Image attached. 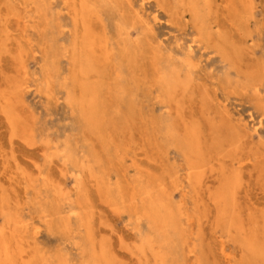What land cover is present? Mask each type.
Segmentation results:
<instances>
[{"label":"rangeland","instance_id":"obj_1","mask_svg":"<svg viewBox=\"0 0 264 264\" xmlns=\"http://www.w3.org/2000/svg\"><path fill=\"white\" fill-rule=\"evenodd\" d=\"M170 70L181 83L168 92ZM86 86L97 89L90 131ZM147 191L185 242L160 264H264V0H0L8 264H159L138 219Z\"/></svg>","mask_w":264,"mask_h":264},{"label":"bare ground","instance_id":"obj_2","mask_svg":"<svg viewBox=\"0 0 264 264\" xmlns=\"http://www.w3.org/2000/svg\"><path fill=\"white\" fill-rule=\"evenodd\" d=\"M146 1V0H145ZM180 1V0H179ZM182 1V0H181ZM203 1H205V0H203ZM190 2H191V0H190ZM173 3V2H172ZM183 3V2H182ZM181 3V4H182ZM198 3V2H197ZM45 4V3H44ZM175 4V3H174ZM177 4H178V1H177ZM180 4V3H179ZM180 4V5H181ZM186 4V3H185ZM179 5V6H180ZM183 5V4H182ZM203 5H205V6H207L206 5V3H203ZM184 6V5H183ZM189 6H191L192 7V9H194L193 11L195 12V15H196V18L197 19H195L196 21L197 20H199L200 22V24L202 23V16H203V14L200 12V9H198L197 8V6L195 5V3H190V5ZM174 7V6H173ZM187 8V7H186ZM178 9V8H177ZM180 9H182V8H180ZM179 9V10H180ZM203 9H204V7H203ZM188 10V9H187ZM210 10V9H209ZM189 11V10H188ZM192 11V12H193ZM174 12H177V11H174ZM206 12V11H205ZM176 14H178V12L176 13ZM189 14L190 15H192L193 13H190L189 12ZM202 14V15H201ZM208 15V14H207ZM193 16V15H192ZM206 16V15H205ZM192 19V18H191ZM198 23V22H197ZM198 23V24H199ZM203 27H204V25H203ZM199 28V27H198ZM208 29V28H207ZM201 30H202V28H201ZM209 30V29H208ZM203 31V30H202ZM207 31V30H206ZM204 32V31H203ZM207 33V32H206ZM206 36H207V34H206ZM53 42V41H52ZM54 44V43H53ZM55 47H56V45H55ZM54 47V48H55ZM83 47V46H82ZM82 49V48H81ZM85 51V50H84ZM86 51H87V49H86ZM81 53V52H80ZM90 53H88V55H89ZM87 56V55H86ZM84 58H86V57H84ZM55 59V58H54ZM189 59V58H188ZM85 60V59H84ZM76 62V61H75ZM77 63V62H76ZM78 64V63H77ZM91 64H94V63H92V61H91ZM236 65V64H235ZM82 66V65H81ZM189 66H191L190 65V63H189ZM83 68L81 69V71H82V74L81 75H83L84 76V78H83V82L85 81L86 83H88L90 86H93V85H91L89 82H88V80L87 79H85L87 76V73L88 72H85V71H87L88 69H89V67H88V61H87V59H86V61H85V64H84V66H82ZM180 67H178V69H179ZM53 71H57V68H55ZM58 72V71H57ZM56 72V73H57ZM163 72V71H162ZM170 72L171 73H169V74H167V76L165 77V76H163L162 74V78H160L161 79V84L163 83L164 85H163V88L165 87V89H167V91L169 92V91H173L174 89H176V88H178V87H180V83L181 82H179L180 81V78H179V76H178V74L177 73H175L174 71H172V70H170ZM76 74V73H75ZM58 75H60V73L58 74ZM48 76H51L50 74L48 75ZM56 77V76H55ZM90 78V77H89ZM61 81H63V80H61ZM78 82V81H77ZM79 83V82H78ZM160 83V82H159ZM183 83V82H182ZM67 84H68V82H67ZM85 83H82V85H84ZM95 87H96V85H94ZM182 86H183V84H182ZM181 88H183V87H181ZM122 89V88H121ZM125 89V88H124ZM65 90V89H64ZM123 90V89H122ZM177 90V89H176ZM118 91V90H117ZM121 91V90H120ZM119 92V91H118ZM84 93H85V96L83 97V99L80 101V106L82 107V105H84V106H86V108H85V110L84 111H88L89 113L87 114V115H84V116H81L82 118L83 117H86V124H83V127H84V125L85 126H87V131H88V129H89V131L92 129L91 128V126L93 125V123H94V121L97 119V118H95V116H96V114H97V105L95 104V101H97V100H95V99H97V89L96 88H89V87H84ZM67 94H69V93H67ZM73 94V93H72ZM122 96V95H121ZM118 97V96H117ZM120 97V96H119ZM123 97V96H122ZM131 97V96H130ZM130 99V98H129ZM164 99V98H163ZM121 100H122V98H121ZM161 100V99H160ZM71 101V100H70ZM133 101V100H132ZM131 101V102H132ZM74 102V101H73ZM127 103V102H126ZM133 103V102H132ZM165 103V102H164ZM75 104V103H74ZM124 104V103H123ZM166 105H167V103H165ZM76 105V104H75ZM130 105V104H129ZM128 106V105H127ZM124 108H127V107H124ZM125 110V109H124ZM130 110V109H129ZM126 111V110H125ZM126 114V113H125ZM95 118V119H94ZM161 120V119H160ZM80 121V120H79ZM82 122V121H81ZM161 122V121H160ZM163 122V121H162ZM95 123H96V121H95ZM159 124V123H158ZM157 124V125H158ZM167 124V123H166ZM96 125V124H95ZM163 125V124H162ZM162 125H159V127H163ZM165 125V124H164ZM91 128H89V127ZM168 126V125H167ZM167 126H164V127H166L165 128V130L166 129H168V127ZM172 126V125H171ZM59 127V126H58ZM96 127V126H95ZM63 128H64V126H63ZM66 128H68V127H66ZM94 129V128H93ZM92 129V130H93ZM97 129V128H96ZM163 129V128H162ZM43 130V129H42ZM70 130V129H69ZM95 131V130H94ZM164 131V130H163ZM162 131V132H163ZM169 131V130H168ZM173 131V130H172ZM256 131H257V129H256ZM161 132V131H160ZM93 133H95V132H93ZM92 133V134H93ZM165 133V132H164ZM167 133V132H166ZM169 133H171V132H169ZM172 133H175V130L172 132ZM171 133V134H172ZM96 135H97V133H96ZM164 135H166V134H164ZM168 135H166L165 136V138L167 137ZM170 136V135H169ZM189 136V135H188ZM180 138V137H179ZM185 138V137H184ZM171 139V138H170ZM180 140V139H179ZM178 140V141H179ZM174 141H176V140H174ZM181 141H183V139L181 140ZM173 142V141H172ZM177 142V141H176ZM184 142V141H183ZM186 142V141H185ZM184 142V143H185ZM174 143V142H173ZM177 143H180V142H177ZM171 144V143H170ZM186 144V143H185ZM184 144V145H185ZM176 146L178 145V144H175ZM174 144H173V146H175ZM184 145H182V146H184ZM90 146H91V144H90ZM175 146V147H176ZM180 145H178V147H179ZM188 147V146H187ZM185 148V149H188V148ZM183 148V147H182ZM184 148H183V151H184ZM64 149V148H63ZM181 149V148H180ZM182 150V149H181ZM62 151H64V150H62ZM184 152H186V151H184ZM59 153V152H58ZM70 154V153H69ZM69 154H66L67 156H69ZM59 155V154H58ZM65 155V154H64ZM62 156V155H61ZM72 156V155H71ZM75 156H76V154H75ZM74 156V157H75ZM85 157V156H84ZM63 159V158H62ZM87 159H88V157H87ZM63 160H65V159H63ZM77 160H79V159H77ZM83 161V160H82ZM67 162V161H66ZM66 162H64V163H66ZM71 162V161H70ZM69 162V163H70ZM84 162V161H83ZM82 162V163H83ZM88 162H90V161H88ZM79 163V162H78ZM86 163L87 162H85V165H86ZM74 164V163H73ZM80 164V163H79ZM84 164V163H83ZM83 164H81V165H83ZM88 164V163H87ZM80 165V166H81ZM92 166V163L91 164H89V166ZM77 165H75V167H76ZM89 166H87L88 168H89ZM90 166V167H91ZM82 168V167H81ZM84 168H86L85 166H84ZM83 169V168H82ZM77 180H79V176H77V177H75V182L77 181ZM228 186V185H227ZM227 186H225V187H227ZM229 186H230V184H229ZM228 188V187H227ZM232 188V187H231ZM221 189V188H220ZM222 189H223V187H222ZM230 191V190H229ZM231 191H232V189H231ZM221 192V191H220ZM224 192H226L225 190H224ZM223 192V193H224ZM233 192V191H232ZM231 192V193H232ZM218 193V192H217ZM216 193V194H217ZM229 193V195H230V192H228ZM234 193V192H233ZM146 194H147V208H146V210H145V213H144V215H139L138 216V219L139 220H142V218H145V219H147V222H148V226H149V228H150V235L148 236V239H145L144 240V242L143 243H145L144 245H145V247H147V246H149L151 249H152V245L154 244V242L155 241H157V243L159 244V252H158V255L156 254L155 256H156V260H157V262L159 261V262H161L160 260H164V259H166L165 258V255H166V257L167 258H169L168 256L169 255H171V259H173L172 258V256H175V254L177 253V252H179V250H180V252H181V257H183V255L185 256V254H184V252H183V250H181L182 249V247H183V244H185V242H183L184 241V238H183V236L178 232V231H176L177 230V225L179 224H176V222H177V219H176V216H175V214L171 211V210H164V208L163 207H159L158 205H157V203L154 201V199H152L151 198V195H150V192H146ZM226 194H227V192H226ZM219 195H221V193L219 194H217V197H219ZM223 195V194H222ZM110 196V195H109ZM118 196V195H117ZM224 196V195H223ZM233 196L235 197V195L233 194ZM217 197H216V201L218 200L217 199ZM226 197V196H225ZM232 197V196H231ZM109 198V197H108ZM221 198V197H220ZM54 199V198H53ZM61 199L62 198H60V202H61ZM227 199V198H226ZM57 200H58V197H57ZM111 200V199H110ZM110 200H108V202L110 201ZM229 200V199H228ZM234 200V199H233ZM47 201V200H46ZM50 201V200H49ZM48 201V202H49ZM69 201V200H68ZM67 201V202H68ZM114 201V200H113ZM219 201V200H218ZM108 202H106L107 204H108ZM222 202V201H221ZM51 203H53V202H51ZM69 203V202H68ZM72 203H74V202H72ZM71 204V203H70ZM109 204H110V202H109ZM60 205V204H59ZM58 205V206H59ZM71 205H73V204H71ZM55 206L56 207H58L56 204H55ZM109 206V205H108ZM232 206V205H231ZM55 207V208H56ZM62 207H64L63 205H62ZM70 207V206H69ZM72 207V206H71ZM71 207L70 208H68L69 210L67 211L68 213L67 214H69L70 213V216H76V217H82L83 218V214L81 215V207L80 208H75V207H79V206H73L72 208L73 209H71ZM224 207V206H223ZM113 208V207H112ZM119 208V207H118ZM124 208V207H123ZM226 208H228V207H226ZM44 210H45V208H43ZM43 209H41V211L43 210ZM115 209V210H114ZM113 209V211H115V212H121V211H119V209H117L116 210V207ZM221 209H222V207H221ZM62 210V212L61 213H66V211H65V209H61ZM58 211V210H57ZM56 212V211H55ZM46 213V212H45ZM61 213H57L56 215L57 216H59ZM44 215V214H43ZM46 215V214H45ZM44 215V216H45ZM48 215H51V214H49L48 213ZM57 216H55V217H57ZM68 217H66V219L67 218H69V215H67ZM46 218H47V215L45 216ZM20 221V220H19ZM234 221V220H233ZM64 222V221H63ZM61 223V224H69L70 222H68V223ZM146 222V223H147ZM18 223H20V222H18ZM232 223V222H231ZM25 223H23V225H24ZM233 224V223H232ZM19 225V224H18ZM17 225V226H18ZM21 225H22V223H21ZM20 225V226H21ZM22 225V226H23ZM70 225V224H69ZM20 226H19V228H20ZM67 227H66V225H65V229H66ZM148 228V227H147ZM179 228V227H178ZM18 229V228H17ZM26 229V228H25ZM67 230V229H66ZM34 232H33V235H34V237L35 236H37L38 234H39V228L37 227V228H35L34 227V230H33ZM81 231V230H80ZM148 231V230H147ZM144 232V231H143ZM178 232V233H177ZM18 233V232H17ZM78 234H79V232H78ZM80 235H81V233H80ZM84 235V234H83ZM83 235H82V237H83ZM139 235V234H138ZM78 236V235H77ZM143 237V236H142ZM81 238V237H80ZM141 238V237H140ZM18 239V238H17ZM95 239V238H94ZM80 240V239H79ZM141 240H142V238H141ZM77 241H78V238H77ZM84 241V240H83ZM159 241V242H158ZM1 243H2V245H1ZM7 243V241L6 240H1L0 239V264H8V259L10 258L9 257V253H10V250L12 251V249H10V245H11V243L10 242H8V244H6ZM80 243H82L81 242V240H80ZM80 243H76L78 246H79V244ZM141 243H142V241H141ZM183 243V244H182ZM83 244H86L85 242L83 243ZM87 245V244H86ZM10 246V247H9ZM87 246H89V245H87ZM87 246H85L86 248H87ZM256 246V245H255ZM148 247V248H149ZM88 248H90V247H88ZM10 249V250H9ZM184 249V248H183ZM26 250V249H25ZM92 250V249H91ZM144 250H146L145 248H144ZM143 250V248H142V251H144ZM252 250L254 251V250H256L255 249V247H252ZM81 251V250H80ZM162 251H166L167 253H169L168 255H167V253L165 252V255L163 254L164 252H162ZM177 251V252H176ZM21 252V251H20ZM91 252V251H90ZM89 252V253H90ZM192 252V251H191ZM190 252V253H191ZM24 253V252H23ZM23 253H22V256H23ZM28 253V255H29V252H27ZM88 253V252H87ZM88 253V254H89ZM143 253V252H142ZM254 253H256V251H254ZM80 254H82V253H80ZM144 254V253H143ZM258 254H259V252H258ZM38 255H39V253H38ZM64 255V254H63ZM164 255V256H163ZM178 255H179V253H178ZM14 256V255H13ZM27 256V255H26ZM65 256V255H64ZM84 257V256H83ZM86 257V256H85ZM180 257V256H179ZM259 257H264V254L263 255H260ZM15 258V257H14ZM14 258L12 257V260H14ZM22 258H25V256H23ZM44 258V257H43ZM87 258V257H86ZM174 258H176V257H174ZM16 259V258H15ZM20 259V258H19ZM18 259V260H19ZM26 259V258H25ZM30 260H28V261H30L28 264H34V258L33 257H31L30 256V258H29ZM38 259H39V257H38ZM38 259H37V261H38ZM42 259V257L40 258V260ZM65 259H67V257L65 258ZM177 259V258H176ZM183 259V258H182ZM185 259V258H184ZM11 260V261H12ZM17 260V259H16ZM15 260V261H16ZM24 259H22L21 261H23ZM40 260L38 261L39 262V264H52V263H49L48 262V259H47V261H45L44 263L43 262H40ZM87 260V259H86ZM167 260V259H166ZM8 261V262H7ZM27 261V262H28ZM173 261V260H172ZM177 261V260H176ZM20 262V261H19ZM38 262H36L35 264H38ZM66 262V261H65ZM158 262V263H159ZM166 261H164V263H165ZM182 262V260H180V263ZM16 263V262H15ZM57 263V262H56ZM167 263V262H166ZM168 263H171V262H169L168 261ZM179 263V262H178ZM16 264H18V263H16ZM21 264V263H20ZM66 264H68V263H66ZM85 264H86V262H85ZM88 264H111V262L110 261H108V259H107V257L105 258L104 256H100V257H95V258H90V261L88 262ZM160 264V263H159ZM176 264V263H175Z\"/></svg>","mask_w":264,"mask_h":264}]
</instances>
